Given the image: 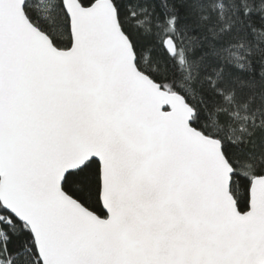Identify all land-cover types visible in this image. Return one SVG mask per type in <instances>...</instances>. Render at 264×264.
<instances>
[{
    "label": "snow or ice",
    "instance_id": "1",
    "mask_svg": "<svg viewBox=\"0 0 264 264\" xmlns=\"http://www.w3.org/2000/svg\"><path fill=\"white\" fill-rule=\"evenodd\" d=\"M0 264H264V0H0Z\"/></svg>",
    "mask_w": 264,
    "mask_h": 264
}]
</instances>
